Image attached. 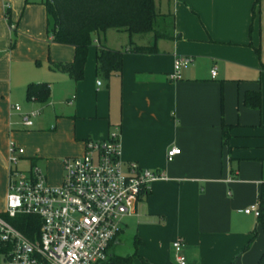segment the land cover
<instances>
[{
    "label": "crops",
    "instance_id": "1",
    "mask_svg": "<svg viewBox=\"0 0 264 264\" xmlns=\"http://www.w3.org/2000/svg\"><path fill=\"white\" fill-rule=\"evenodd\" d=\"M254 1L154 0L171 15L168 36L107 29L92 38L75 81L49 67L71 61L74 47L51 40L44 0H0V213L9 141L23 149L18 170L35 164L57 186L62 158L118 129L122 160L167 179L153 182L122 218L108 255L176 264L171 243L180 238L185 264H256L264 233L241 211L257 203L264 181V0L253 9ZM151 44V53L130 49ZM101 46L122 51L121 70L108 79L95 71ZM175 56L190 59L178 79L169 76ZM37 83L48 86L45 101L27 98ZM248 91H260L259 109L244 104ZM28 110L38 113L24 127ZM172 146L179 153L166 161Z\"/></svg>",
    "mask_w": 264,
    "mask_h": 264
},
{
    "label": "built area",
    "instance_id": "2",
    "mask_svg": "<svg viewBox=\"0 0 264 264\" xmlns=\"http://www.w3.org/2000/svg\"><path fill=\"white\" fill-rule=\"evenodd\" d=\"M189 61L186 56H175L170 78L178 79ZM215 75L213 69L211 76ZM13 109L19 107L14 104ZM37 113H21L22 126H31ZM119 138V130L113 129L103 137L84 141L80 155L62 158L61 183L57 186L49 185L35 164L25 172L17 170L23 149L8 142L7 186L0 213V243L8 250L0 256L1 264H100L106 260L108 244L117 235L122 218L132 213L153 182L167 179L164 171L123 161ZM178 153V148H168L165 160L171 161ZM241 211L259 216L257 203ZM1 214L37 216V237H26ZM171 248L176 264H185L182 240L176 238Z\"/></svg>",
    "mask_w": 264,
    "mask_h": 264
},
{
    "label": "trees",
    "instance_id": "3",
    "mask_svg": "<svg viewBox=\"0 0 264 264\" xmlns=\"http://www.w3.org/2000/svg\"><path fill=\"white\" fill-rule=\"evenodd\" d=\"M260 0H255L253 9ZM46 12V29L51 40L56 43L69 44L74 47L72 60L63 63H49V67L67 73L73 80L78 81L83 76V66L88 46L94 36L104 34L107 29H115L131 33L152 32L155 38L167 37L155 29L158 18L168 17L169 29L172 26L171 15L161 14L155 8L154 0H44ZM131 51L137 53H151L155 45L133 46ZM257 53L259 50L256 49ZM121 50L108 49L101 46L95 54V71L103 79L121 70ZM48 86L45 83L29 84L26 89L27 98L36 101H45ZM243 102L246 107L259 109L260 91H248ZM226 124H222L223 138L226 141ZM259 223L264 233V181L261 183L258 197ZM1 217L26 237L34 239L38 235L40 219L35 215L17 214ZM247 244V247L249 246ZM246 247V248H247ZM7 246L0 243V256L7 252ZM132 255L117 256L107 254V258L100 264H130ZM256 264H264V250Z\"/></svg>",
    "mask_w": 264,
    "mask_h": 264
},
{
    "label": "rangeland",
    "instance_id": "4",
    "mask_svg": "<svg viewBox=\"0 0 264 264\" xmlns=\"http://www.w3.org/2000/svg\"><path fill=\"white\" fill-rule=\"evenodd\" d=\"M158 0H156V2H157ZM157 8V7H156ZM157 10V9H156ZM157 12H159L158 10H157ZM155 29L157 30V31H159V32H161V33H166V34H168L169 33V19H168V17H164V18H158V20H157V22H156V24H155ZM149 34H153L152 32H150V33H146V34H142V35H140V36H142V38L144 39L146 36H149ZM18 170V169H17ZM20 171V170H19ZM21 172H25V171H21ZM256 236H257V231L254 229L253 231H252V235H251V237H250V243H249V245L250 244H252V241H253V239H256ZM262 236H264V234H262ZM127 243H123V246L126 248V245ZM263 251V250H262ZM262 253V252H261ZM261 253H260V255H261ZM259 255V256H260ZM259 256H258V259H259ZM235 260H234V262H232V264H235V262H236V258H234ZM258 259H257V261H258ZM257 263V262H256ZM0 264H1V261H0Z\"/></svg>",
    "mask_w": 264,
    "mask_h": 264
}]
</instances>
